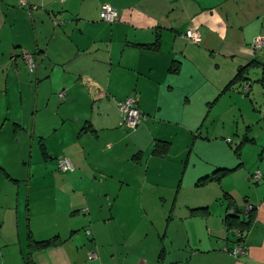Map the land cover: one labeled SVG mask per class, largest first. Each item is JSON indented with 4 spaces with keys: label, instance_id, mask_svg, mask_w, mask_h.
Wrapping results in <instances>:
<instances>
[{
    "label": "crops",
    "instance_id": "obj_1",
    "mask_svg": "<svg viewBox=\"0 0 264 264\" xmlns=\"http://www.w3.org/2000/svg\"><path fill=\"white\" fill-rule=\"evenodd\" d=\"M260 37L264 0H0V264H128L136 235L135 264H264ZM130 96L146 117L134 130ZM246 202L251 224L228 230Z\"/></svg>",
    "mask_w": 264,
    "mask_h": 264
},
{
    "label": "built area",
    "instance_id": "obj_2",
    "mask_svg": "<svg viewBox=\"0 0 264 264\" xmlns=\"http://www.w3.org/2000/svg\"><path fill=\"white\" fill-rule=\"evenodd\" d=\"M99 16H100L101 20H103L107 23H112L113 21L116 20L117 13L112 8V6L104 5V6H102V8L100 10ZM185 38L189 41L195 42V41H197L198 36L195 32L189 30L185 33ZM263 42L264 41L262 40L261 37L257 38L253 41L252 47L254 49H259L263 45ZM20 56H21L22 60L25 62L27 70H29L30 72L34 71L36 68V62H35L34 55L32 53H29V52L21 51ZM243 89L245 92H247L248 84L245 85L243 87ZM58 96L60 98H62L64 95H63V93H59ZM135 103H136V100L132 96L127 97L126 99H124L123 101L118 103V108H119V111H120L121 116H122V126H123V128L128 129V130L136 129L139 126V124L141 123V121L146 118L145 115L143 113H141L136 108ZM229 140L230 139H227V141H229ZM58 167L62 171L72 170V165H71L70 161L66 158H63L58 162ZM251 178L254 182L259 181L261 178L260 171L255 170L252 173ZM254 208L255 207L252 203L246 202L243 206V211H242L244 218H247L249 213H251ZM88 232L89 231H87V233ZM236 233H238V231ZM238 253L239 254L245 253L244 246L241 244H240V246H237L233 250L234 255H237ZM89 257L94 258L95 255L90 254Z\"/></svg>",
    "mask_w": 264,
    "mask_h": 264
},
{
    "label": "trees",
    "instance_id": "obj_3",
    "mask_svg": "<svg viewBox=\"0 0 264 264\" xmlns=\"http://www.w3.org/2000/svg\"><path fill=\"white\" fill-rule=\"evenodd\" d=\"M239 75H240V72L237 73V75L235 76V81L239 78ZM226 88H227V86L223 89V91H225ZM156 146H157V148H159L158 147L159 144H156ZM154 150L156 151V148ZM229 172H230V170H228V169H218L214 173H212V175L198 180L196 185L197 186H204L207 182H209L211 180H218L220 177H223L224 175H226ZM205 211H206V209L202 208V209L191 210L190 212L193 215H205V213H204ZM252 216H253V211L251 213H249L247 218L243 217V219H238V217L236 215V211L234 210L233 214L231 216L225 217L226 228L228 230L247 228L251 224ZM53 244H54V240H52V239L44 240V241H40V242L33 241V242L28 243V249H29V251H32L35 249L46 248V247L53 245Z\"/></svg>",
    "mask_w": 264,
    "mask_h": 264
},
{
    "label": "rangeland",
    "instance_id": "obj_4",
    "mask_svg": "<svg viewBox=\"0 0 264 264\" xmlns=\"http://www.w3.org/2000/svg\"><path fill=\"white\" fill-rule=\"evenodd\" d=\"M166 216H167V214H166ZM161 218L162 217L160 215H157V214L156 215H151V224H152V227H153V231L154 230L156 231L154 225H156ZM130 221L131 220H129V219H126L125 220V222L127 224V227L125 229V232L129 231V224L132 225V226H135V227H138L141 224L148 225V223L150 222V219H149V217H147V218H144V219L143 218H138L137 220H135L132 223H130ZM116 225H117V221L115 219L112 222V224H111V227H112L111 235L114 234L116 237L114 236V242L110 246V248H112L115 253H116V250L117 249L120 250L119 249V245H120L119 242L120 241L118 240V238L121 237L120 235H116V233H117V227H116ZM121 225H122V223H121ZM149 225H150V223H149ZM112 231H113V233H112ZM125 240H128V242H131L129 244L130 255H129V258H128L127 262H128V264H135L137 262V259H138V256L140 255V253L142 251H144V248L140 244H134L137 241V235L134 236L132 239H125ZM151 240H153V234L148 236V239H146V242L149 243Z\"/></svg>",
    "mask_w": 264,
    "mask_h": 264
}]
</instances>
